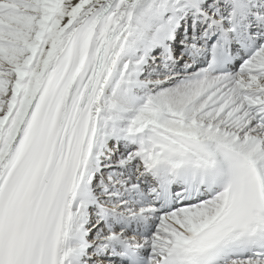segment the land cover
<instances>
[{"label": "snow or ice", "instance_id": "obj_1", "mask_svg": "<svg viewBox=\"0 0 264 264\" xmlns=\"http://www.w3.org/2000/svg\"><path fill=\"white\" fill-rule=\"evenodd\" d=\"M0 264H264V0H0Z\"/></svg>", "mask_w": 264, "mask_h": 264}]
</instances>
